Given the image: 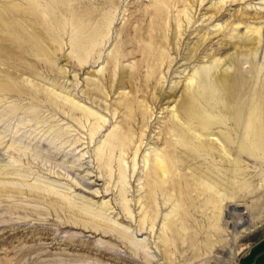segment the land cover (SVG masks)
Listing matches in <instances>:
<instances>
[{
    "label": "rangeland",
    "instance_id": "rangeland-1",
    "mask_svg": "<svg viewBox=\"0 0 264 264\" xmlns=\"http://www.w3.org/2000/svg\"><path fill=\"white\" fill-rule=\"evenodd\" d=\"M263 128L264 0H0V264H241Z\"/></svg>",
    "mask_w": 264,
    "mask_h": 264
},
{
    "label": "bare ground",
    "instance_id": "bare-ground-1",
    "mask_svg": "<svg viewBox=\"0 0 264 264\" xmlns=\"http://www.w3.org/2000/svg\"><path fill=\"white\" fill-rule=\"evenodd\" d=\"M180 1V0H179ZM187 1V0H186ZM198 1V0H197ZM178 2V1H177ZM183 2V1H182ZM202 2H203V0H202ZM225 2V1H224ZM185 4H186V2H184ZM200 3H201V1H200ZM177 4V3H176ZM182 5V4H181ZM181 27V26H180ZM236 79V78H235ZM225 88V87H224ZM227 91V90H226ZM195 95V94H194ZM192 98H193V96H192ZM196 98V97H195ZM193 102V101H192ZM225 103V102H224ZM239 104V103H238ZM194 105H195V103H191V108L190 109H188V111H187V119H188V125L189 126H187V127H189V130L190 131H193V133H195L196 131H194V130H197L196 128H194L196 125H195V122L198 120V121H200L203 117H202V115H200L199 113H197V112H195V110L193 109L194 108ZM175 107V106H174ZM187 110V109H186ZM214 110V109H213ZM92 114V113H91ZM175 114H177V113H175ZM204 114V113H203ZM178 115V114H177ZM254 118V117H253ZM260 118V117H259ZM258 119V118H257ZM177 121V120H176ZM180 121V120H179ZM256 121V120H255ZM254 122V121H253ZM252 122V123H253ZM252 123H250V124H252ZM260 123V122H259ZM202 124V123H201ZM199 125V124H198ZM257 125V124H256ZM259 125V124H258ZM206 126V125H205ZM205 126H204V128H203V130L205 129ZM251 126H254L253 124L251 125ZM250 126V128H251V130H252V127ZM206 127H208V124H207V126ZM260 127V126H259ZM169 128V127H168ZM175 128V126L173 127V129ZM210 129V128H209ZM170 130V129H169ZM207 130V129H206ZM250 130V129H249ZM261 130H262V128H261ZM188 131V130H187ZM173 132V134L174 133H176L177 135H179V134H181L182 132L180 131V129H175V130H173L172 131ZM171 132V133H172ZM204 132H206V131H204ZM204 132H201L200 134H203ZM263 132H264V128H263ZM197 133V132H196ZM195 133V134H196ZM261 133V132H260ZM190 134V133H189ZM198 134H199V131H198ZM175 135V134H174ZM191 135V134H190ZM180 136V135H179ZM200 136V135H199ZM201 136H204L205 137V135L203 134V135H201ZM210 136V135H209ZM248 136V135H247ZM169 137V136H168ZM167 137V138H168ZM174 137V136H173ZM181 137H182V140L183 141H186V143H187V141L188 140H186V138H185V136H182L181 135ZM195 137H196V135H195ZM206 137H207V135H206ZM211 137V136H210ZM246 137V136H245ZM258 137V136H257ZM208 138V137H207ZM254 138V137H253ZM264 137H263V135L260 137V140H264L263 139ZM175 139V138H174ZM179 139V138H178ZM197 139V138H196ZM204 139H206V138H204ZM212 139V138H211ZM248 139V138H247ZM259 139V138H258ZM168 141V140H167ZM247 141V140H246ZM205 142V141H204ZM261 142V141H260ZM200 143V142H199ZM209 143V142H208ZM262 143L264 144V142L262 141ZM170 145V144H169ZM202 145V144H201ZM261 146H264V145H261ZM127 147V146H126ZM125 147V148H126ZM204 147V146H203ZM213 147V146H212ZM189 148V147H188ZM169 149V148H168ZM175 149V148H174ZM243 150H244V152H247V150H248V145L247 144H245L244 145V147H243ZM110 151V150H109ZM164 152V151H163ZM180 153V152H179ZM163 157V156H162ZM157 161V164H158V166H159V168H160V171H161V173H162V175H163V178H165V177H167L168 176V166L165 164V161H163L162 159H160V158H158V159H156ZM150 162H152V161H150ZM153 163V162H152ZM174 164V163H173ZM172 167H173V165H172ZM174 168V167H173ZM177 172V171H176ZM170 175H171V173H170ZM203 175V174H202ZM208 178V177H207ZM210 178V177H209ZM186 181V180H185ZM206 182V181H205ZM216 183V182H215ZM93 184H90V186H92ZM214 185H216V184H214ZM213 185V186H214ZM156 186V185H155ZM158 186V185H157ZM208 187V186H207ZM215 187V189H217V186H214ZM199 189V188H198ZM212 190V189H211ZM188 193V192H187ZM215 201V200H214ZM217 201V200H216ZM216 203V202H215ZM222 208V207H221ZM231 214V213H230ZM225 216H227L226 217V219H227V221H231V215L229 216V214L228 215H225ZM233 216V215H232ZM233 218V217H232ZM228 222V223H229ZM234 224V223H233ZM167 229V228H166ZM169 242V241H168Z\"/></svg>",
    "mask_w": 264,
    "mask_h": 264
},
{
    "label": "crops",
    "instance_id": "crops-1",
    "mask_svg": "<svg viewBox=\"0 0 264 264\" xmlns=\"http://www.w3.org/2000/svg\"><path fill=\"white\" fill-rule=\"evenodd\" d=\"M241 264H264V238L256 241L244 255Z\"/></svg>",
    "mask_w": 264,
    "mask_h": 264
}]
</instances>
